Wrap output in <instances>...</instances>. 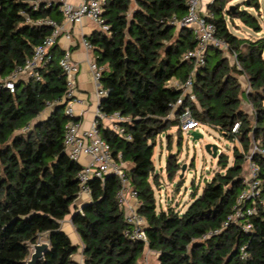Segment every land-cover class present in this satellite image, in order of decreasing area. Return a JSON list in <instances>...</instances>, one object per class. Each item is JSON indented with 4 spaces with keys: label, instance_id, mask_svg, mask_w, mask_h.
Here are the masks:
<instances>
[{
    "label": "trees",
    "instance_id": "16d2710c",
    "mask_svg": "<svg viewBox=\"0 0 264 264\" xmlns=\"http://www.w3.org/2000/svg\"><path fill=\"white\" fill-rule=\"evenodd\" d=\"M187 1L135 0L132 8V0H106L103 18L109 29L89 37L107 91L100 111H119L131 118L123 124L124 134L97 121L138 192V212L147 221L145 242L125 233L128 223L117 204L116 176L89 180L90 201L72 210L80 194L82 165L69 158L64 144L69 117L60 101L66 78L56 56L40 69L41 79L19 80L14 92L1 81L24 65L34 47L52 33L47 20L61 23L59 0H0V264H25L30 245L41 234H47L49 248L39 264H141L147 248L157 253L156 264H264V206L251 216L250 231L238 223L223 226L243 187V162L254 143L264 147V39L239 37L229 25L239 18L255 32L262 30L260 17L250 11L260 10V0H245V8L227 7V0L208 5L207 18L229 48L208 50L205 64L194 75L196 99L173 108L183 94L179 85L193 70V63L184 59L196 44L193 31L173 21L184 17ZM56 50L55 45V55ZM232 53L237 56L233 64L227 57ZM234 72L245 75L249 90ZM244 99L252 104V117L241 108ZM187 105L198 121L238 139L243 151L235 149L232 165L225 155L219 156L221 170L206 181L201 193L193 190L185 210L160 208L153 186L159 179L154 148L163 132L178 127ZM237 121L238 132L232 133ZM253 158L264 183V158ZM178 169L170 154L171 180ZM69 214L78 243L62 230ZM79 253L81 260L76 258Z\"/></svg>",
    "mask_w": 264,
    "mask_h": 264
},
{
    "label": "built area",
    "instance_id": "2783aa9c",
    "mask_svg": "<svg viewBox=\"0 0 264 264\" xmlns=\"http://www.w3.org/2000/svg\"><path fill=\"white\" fill-rule=\"evenodd\" d=\"M135 1V0H133ZM61 2L60 9L64 18L71 22H80L85 17L90 18L98 24L100 30L108 31L109 26L103 18V10L106 0H83L78 5H72L67 0H59ZM262 8H260L261 13ZM208 14L205 11L204 0H188L187 12L180 20L174 18V23L179 27H189L192 29L196 44L192 49H189L184 54V59L193 63V70L188 78L179 86L183 88V94L177 99L176 103L172 104L175 108L178 104H183L187 99L195 100L194 92V75L198 67L206 62L208 50L212 47L228 50V44L216 34V28L213 22L207 18ZM263 18V15L260 14ZM47 24L51 25L52 33L47 35L43 41L34 47L31 57H29L24 65L18 67L9 76L1 79L2 83L11 92L15 91L16 82L19 80L27 81L31 78L35 80L41 79L40 69L43 68L49 61L55 58L53 48L57 44L58 39L64 35L70 38L69 32L63 31L60 24L53 20H47ZM256 37L251 33H247L250 38H263L262 30L255 32ZM83 44L87 49H93L92 43L85 39ZM234 61L237 56L231 54ZM58 64L66 78L65 97L60 102H65L64 113L69 117L65 126L64 144L68 156L71 160L77 161L82 165L78 173L80 181V195L90 194L89 180L99 178L105 180L107 175L114 174L119 180V189L116 194L117 204L124 212L125 220L128 223V228L125 233L131 240L147 241L146 226L147 221L143 215L138 212V207L141 202L138 198L137 190L131 185L130 178L126 173V164L121 160V155L115 157L110 143L102 136L98 121L108 126L112 130L124 134V123L130 122L129 116L115 111L111 114H105L98 111L99 120L91 125L88 129H82L80 122L75 121L76 117L74 104L79 99L76 95L77 91V75L79 73V65L72 57L70 48L65 49L58 58ZM92 77L97 85L98 97L101 98L107 95V91L101 85V76L103 67L96 60L90 63ZM247 90L250 86L247 82ZM249 105L252 104L249 102ZM100 106V104H99ZM178 127L185 132L195 130L199 125L193 114V109L187 105L179 117ZM241 122L237 121L232 127V133H237ZM130 139V135H125ZM257 154L264 158V147L254 143L253 148L247 155L249 162L248 173L243 176V187L238 193L232 207V211L223 226L226 227L232 223H238L244 231H250L253 228V223L250 218L258 212L259 207L264 206V183L260 177L259 166L254 160V155ZM86 157L87 161L82 162V158ZM132 200L134 202L132 203ZM219 230L214 231L215 233ZM241 258L247 257L246 247H241Z\"/></svg>",
    "mask_w": 264,
    "mask_h": 264
},
{
    "label": "rangeland",
    "instance_id": "374dc122",
    "mask_svg": "<svg viewBox=\"0 0 264 264\" xmlns=\"http://www.w3.org/2000/svg\"><path fill=\"white\" fill-rule=\"evenodd\" d=\"M213 0H209L208 4H205V11H207L208 5ZM245 0H227V7H240L245 8L243 4ZM260 10L250 9V11L260 17L262 24V32L264 34V0H260ZM234 34L239 37H247V33H251L253 37H256V33L253 29L249 28L241 19L235 18L229 24ZM228 59L233 64V60L230 54L227 55ZM264 59V51H263ZM56 60L58 56L56 55ZM243 88L247 90V79L245 75L234 72ZM241 108L247 112L251 117L254 115L253 107L249 104H245L242 100ZM44 116V115H42ZM196 131L202 134L199 139H193L191 133ZM179 135H181L179 139ZM170 140V146L168 141ZM207 143L216 144L218 146V152L221 155H225L228 159L227 163L232 165L235 160V149L243 151V146L238 139L232 140L227 138L221 133V131L210 123H200L195 130L189 132L181 131L177 126H172L167 131L163 132L157 139V144L154 148V165L155 174L157 175L158 182L154 183L155 194L157 202L160 208H167L169 206L174 207L178 210H185L190 202L193 200L192 192L194 189H198V193H201L207 180L214 175L218 170H221V163L219 162L220 157H212L205 150ZM254 146V145H253ZM252 146V148H253ZM170 154L176 157L179 163V169L174 179H170L167 173V159ZM183 166L185 168L183 169ZM242 176L248 173L249 162L245 160L243 162ZM152 180V178H151ZM79 239V238H76ZM49 242L47 234H41L37 242ZM30 245V255H31ZM30 255L28 258H30ZM151 261H155V257L152 255ZM27 258V259H28ZM76 258L81 260V254H77Z\"/></svg>",
    "mask_w": 264,
    "mask_h": 264
},
{
    "label": "crops",
    "instance_id": "0c3cea01",
    "mask_svg": "<svg viewBox=\"0 0 264 264\" xmlns=\"http://www.w3.org/2000/svg\"><path fill=\"white\" fill-rule=\"evenodd\" d=\"M72 5H78L83 0H67ZM133 1V0H132ZM209 0H204V4H208ZM136 6L135 1L132 3V8ZM63 31L69 32L71 37L67 38L62 35L56 44L57 50L56 55L59 57L60 54L67 48H70L72 51L73 59L79 65V73L77 75V91L76 95L78 97V101L74 104V110L77 118H80V125L82 129H88L98 118V111L100 110V98L97 93V85L95 84L92 72L90 69V63L93 60H96L95 50L87 49L83 44L85 39L89 40V37L100 30L97 23L91 20L88 17H85L80 22L71 23L67 21L64 16L60 23ZM3 79V78H1ZM243 102L245 104H249L247 99H244ZM87 161L86 157L82 158V162L85 163ZM90 201V194H82L80 195L74 205L72 206V210H77L83 207L85 203ZM134 200H132V203ZM62 229L69 235L71 240L75 243H78L80 239L78 234L76 233L71 215H67L62 221ZM155 257V261L153 264L157 263V253L154 250L147 248L142 256L139 258V262L141 264H151V257Z\"/></svg>",
    "mask_w": 264,
    "mask_h": 264
},
{
    "label": "water",
    "instance_id": "95a60500",
    "mask_svg": "<svg viewBox=\"0 0 264 264\" xmlns=\"http://www.w3.org/2000/svg\"><path fill=\"white\" fill-rule=\"evenodd\" d=\"M57 4L61 5V2H58ZM230 8L234 9L233 7ZM65 105H66V101L61 103V106L64 107ZM191 135L194 140L202 137V134L196 131H192ZM218 149L219 148L216 144L207 143L205 145L206 152L209 153L214 158L221 155V153L218 152ZM184 168L185 166H183V169ZM110 175L114 176V174H110ZM48 248H49V242H38L32 244L30 258L25 260V264H39L40 261L44 258Z\"/></svg>",
    "mask_w": 264,
    "mask_h": 264
}]
</instances>
